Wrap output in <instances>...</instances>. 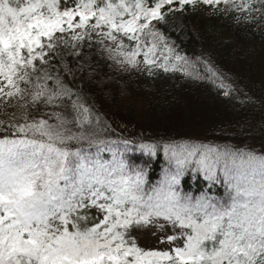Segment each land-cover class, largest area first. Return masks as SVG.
Segmentation results:
<instances>
[{
	"label": "snow or ice",
	"instance_id": "obj_1",
	"mask_svg": "<svg viewBox=\"0 0 264 264\" xmlns=\"http://www.w3.org/2000/svg\"><path fill=\"white\" fill-rule=\"evenodd\" d=\"M175 2L156 0L149 7L144 0H105L100 6L89 0L75 10L59 12L56 0H0V75L16 89L5 95L11 98L19 93L25 99L27 90L16 86L13 78L30 82L25 81L30 76L28 67L37 56L45 55L41 38L47 37V48L52 49L53 33L64 31L65 18L69 28H84L95 17L93 30L109 28L101 35L116 42L114 33L122 32L136 41L132 51L121 52L120 63L137 66L141 36L136 33H141L145 43L152 37L143 53L150 75L153 65L168 72L173 55L183 64H173L171 70L186 68L187 60L174 54L162 34L150 29L151 21L165 19L161 9L166 5L172 12L184 5H218L222 0H178L180 9L171 7ZM260 2L264 5V0ZM223 3L235 6L234 0ZM45 8L51 15L42 11ZM75 15L80 19L73 24ZM157 38L169 53L160 64L155 59ZM117 47L123 48L122 39ZM36 48L39 53L34 52ZM24 49L27 58L21 54ZM4 91L0 87V93ZM27 94L33 105L42 101L59 107L55 101L62 95L71 98L66 89L46 93L43 85ZM72 107L76 115L71 120L56 114L55 124L45 119L17 124L16 138L0 139V264H264V155L230 145L166 142L163 151L170 167L149 188L146 169L125 158L130 142L99 139L89 130V109L77 103ZM12 119H17L15 114ZM96 123L99 126V118ZM69 124L83 130L73 132ZM84 143L95 146V153L79 146ZM120 143L124 151L119 150ZM138 148L154 157L158 145L140 143ZM104 151L110 158L101 154ZM189 171L193 180L202 177L209 187L223 183L227 199L183 191L182 181ZM93 209L103 218L89 227L90 218L95 219L89 215ZM161 218L180 229L179 236L168 235L160 241L175 246L165 251L137 246L133 233L148 230ZM179 240L182 245L176 243Z\"/></svg>",
	"mask_w": 264,
	"mask_h": 264
},
{
	"label": "trees",
	"instance_id": "obj_2",
	"mask_svg": "<svg viewBox=\"0 0 264 264\" xmlns=\"http://www.w3.org/2000/svg\"><path fill=\"white\" fill-rule=\"evenodd\" d=\"M88 2L77 0V5ZM144 2L151 7L156 0ZM241 3L251 7H237ZM234 5L226 6L223 0L218 5L198 2L172 12L167 11L169 6L166 5L161 10L166 13L165 19L151 21L150 29L162 34L174 54L187 60L186 68L171 70L173 64H183L173 55L168 72L153 65L150 75L149 66L143 63V53L151 46L152 37L148 36L145 43L141 33H137L141 36V55L135 57L137 66L120 63L123 56L113 57L103 50L110 44L100 34L106 32L105 27L93 30L95 17H91L75 45L67 43L60 31L53 33L52 49L47 48L48 38L42 37L44 58L37 56L33 60L27 69L30 76L25 77V81L30 82L19 80V85L27 93L35 92L38 85H43L46 93L52 89H66L71 98L62 95L55 104L74 111L72 105L77 103L93 111L96 117L107 116L118 121L115 125L126 124L140 131L136 138L117 133L114 126L99 125L100 130L97 129L101 140L105 132L116 135L111 141L130 142L125 158L146 169L149 188L158 184L164 169L170 167L163 151L166 142L230 145L264 155V5L260 0H234ZM171 7L180 9L178 0ZM46 14L51 15L48 11ZM199 19L203 20L202 24L197 22ZM123 38L133 50L136 41L124 35ZM163 43L157 38V64L169 55ZM34 52L39 53L40 49ZM21 54L27 58L26 49ZM43 107L48 110L45 112ZM53 107L56 108L42 101L33 105L28 95L27 122L41 119L50 122L51 116L47 114ZM14 124L17 122L7 124L11 132L0 130V139L16 138ZM140 143H156V156L144 154L138 148ZM79 146L92 153L96 151L95 146L89 147L87 143ZM119 150L124 151L122 143ZM101 154L105 158L111 155L107 151ZM181 186L193 196L201 192L217 199L228 196L223 183L209 187L202 177L193 180L190 171ZM89 215L95 218H90L89 227L103 218V214L94 209Z\"/></svg>",
	"mask_w": 264,
	"mask_h": 264
},
{
	"label": "rangeland",
	"instance_id": "obj_3",
	"mask_svg": "<svg viewBox=\"0 0 264 264\" xmlns=\"http://www.w3.org/2000/svg\"><path fill=\"white\" fill-rule=\"evenodd\" d=\"M118 0H111L112 3H115ZM133 0H126V2H130ZM21 2L26 3L27 0H21ZM94 2L97 5L103 6V3L105 2V0H94ZM77 0H56V5H57V10L59 12H63L66 9H72L75 10L77 7ZM42 11H44L46 13L47 9H42ZM79 15H75L73 18V24H76L79 22ZM125 19H128L129 16H125ZM199 24H202L203 20L199 19L197 21ZM64 31L61 32V34H64L63 39H65L67 41V43L72 45H75V43L77 42V40L81 37L82 35V28H69L66 22V18H65V23L62 24ZM105 27L106 32L109 31V28L107 26H103ZM131 35V34H130ZM136 35H138L136 33ZM79 37L78 39H74L73 37ZM105 39H107L109 42L111 41L110 38L105 37ZM122 39L123 41V48L122 49H115L112 46V43L110 42L109 45H106L105 48H103V45H100V49L103 48V50L108 53L109 55H112L113 57H122L121 52L127 53L130 52L132 50H130L129 48V43L127 41L124 40L123 35H119L116 43H120V40ZM141 54H139L138 56H140ZM136 59V58H135ZM123 60H124V56H123ZM126 62V61H125ZM127 63V62H126ZM157 71V70H156ZM15 81L16 86H18L20 89L24 90L23 87L20 85H18V81L19 79H17L16 77L13 78ZM0 87L4 88V93H0V124H12V123H16L17 124H23L25 122H27L29 120L28 118V112L26 110V104H27V97L28 94L27 92H24V96L25 99L21 100L20 99V94L17 93L16 95H14L13 97L9 98L8 96L5 95V93L7 91H13L14 93L16 92L15 87L9 86L7 81L5 80V77L3 75H0ZM21 104H24V107H20ZM43 110L46 112L48 109L46 107H43ZM90 111V110H89ZM49 113L47 115L51 116L50 117V124H55L57 123L56 120V114H62L65 117H67L68 119H73V117H75L76 112L75 111H69L67 110L63 105H59V107L56 108H51L49 111ZM13 114H15V116L17 117L16 120H13ZM91 114V127L89 129V125H85V129H89L90 131L93 132H97V129L100 130L99 126H97V118H99V125H107V126H114L116 129L117 133L123 134V135H130L131 137H138L140 136V131H136L133 128L129 127L126 124H116L118 123V121L113 120V118L110 117H96L94 115L93 111H90ZM27 117V121L23 118V117ZM104 120V121H103ZM105 122V123H104ZM29 123V122H27ZM17 124H14L12 128H16L15 126ZM69 128L72 129L73 132H79L83 129L78 128L75 124H69L68 125ZM7 132H11V130L7 131ZM101 134V133H100ZM104 138V140L106 141H111L113 139L116 138V135L114 134H108V133H102L101 134ZM98 138H101L100 136ZM136 236V243L137 246H139L140 248L144 249V250H163V249H170L171 247H174L175 244L169 245L168 243H161V239L165 238L168 235H177L179 236L180 234V229L177 228H173L172 225L165 221L163 218H161L159 221H157L151 228H149L148 230H144V231H137L133 233ZM176 243H179L182 245L183 241L179 240Z\"/></svg>",
	"mask_w": 264,
	"mask_h": 264
}]
</instances>
